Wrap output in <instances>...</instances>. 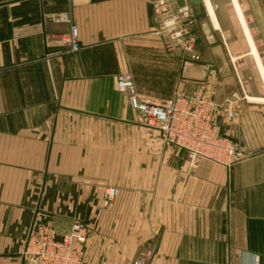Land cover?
<instances>
[{
  "label": "crops",
  "instance_id": "obj_1",
  "mask_svg": "<svg viewBox=\"0 0 264 264\" xmlns=\"http://www.w3.org/2000/svg\"><path fill=\"white\" fill-rule=\"evenodd\" d=\"M152 3L0 0V264H32L23 252L38 220L58 236L83 223L85 264H264V0L238 4L251 45L235 12L237 35L218 11L215 34L203 4L191 6L205 43L184 71L153 34ZM124 74L155 104L201 88L245 159L189 168L141 126L116 88ZM106 187L117 196L97 216Z\"/></svg>",
  "mask_w": 264,
  "mask_h": 264
},
{
  "label": "built area",
  "instance_id": "obj_2",
  "mask_svg": "<svg viewBox=\"0 0 264 264\" xmlns=\"http://www.w3.org/2000/svg\"><path fill=\"white\" fill-rule=\"evenodd\" d=\"M152 12L155 19L153 34L160 37L168 52L179 51L182 71L199 63L197 36L192 28L196 23L192 7L183 0H153ZM70 24L69 34L61 42L71 51L77 50V28ZM116 88L127 96L129 107L137 112L142 127L155 130L163 142L176 146L186 154L189 168H195L200 160L228 166L245 159V154L223 138L215 123L219 106L201 88L191 97H179L174 102L155 104L139 96L132 78L128 74L116 80ZM117 190L106 187L100 196L97 216L110 210L115 202ZM87 228L74 222L71 229L58 236L50 222L34 221L26 236L24 256L32 264H85ZM134 264H143L135 261Z\"/></svg>",
  "mask_w": 264,
  "mask_h": 264
},
{
  "label": "rangeland",
  "instance_id": "obj_3",
  "mask_svg": "<svg viewBox=\"0 0 264 264\" xmlns=\"http://www.w3.org/2000/svg\"><path fill=\"white\" fill-rule=\"evenodd\" d=\"M210 2L212 4L213 10L215 12H217V11L218 12H222V14L227 17L226 22H225V27L223 29L225 31H227V28L230 27L229 29H230L231 34L237 35V33H238V22L234 19L235 18L234 9H233V6L230 3V1L229 0H210ZM237 2H238L239 5H241V3L246 2V0H244V1L243 0H237ZM244 9L246 10V8H244ZM199 10H202L203 13H204V9L202 7V4H201V8ZM202 11H198L197 14L193 12L194 17L202 15L203 14ZM247 12L248 11L246 10V13ZM193 28H192V30H193ZM216 33H219L218 30L215 31V34ZM203 40H205L203 35L201 36V39H199L197 37V44L205 43V42H203Z\"/></svg>",
  "mask_w": 264,
  "mask_h": 264
},
{
  "label": "bare ground",
  "instance_id": "obj_4",
  "mask_svg": "<svg viewBox=\"0 0 264 264\" xmlns=\"http://www.w3.org/2000/svg\"><path fill=\"white\" fill-rule=\"evenodd\" d=\"M201 1H202L203 7L205 9L206 15H207V17L209 19V22H210L211 26L215 30H217L218 29V22H217V18L215 16V13H214V10H213V7H212V4H211L210 0H201ZM229 1H230V3L233 6L234 12H235V14L237 16V19H238L239 23H240V27H241L242 32L246 36V39L248 40V42L251 45L249 32H248V29H247V27L245 25V22H244L241 10H240V8L238 6L237 0H229ZM204 28H206V27H204Z\"/></svg>",
  "mask_w": 264,
  "mask_h": 264
},
{
  "label": "water",
  "instance_id": "obj_5",
  "mask_svg": "<svg viewBox=\"0 0 264 264\" xmlns=\"http://www.w3.org/2000/svg\"><path fill=\"white\" fill-rule=\"evenodd\" d=\"M187 3L190 5V6H193V7H197V6H200L202 1L201 0H186ZM203 32H204V35L206 36V38L210 41H211V34H210V30L209 28H205L203 29Z\"/></svg>",
  "mask_w": 264,
  "mask_h": 264
}]
</instances>
